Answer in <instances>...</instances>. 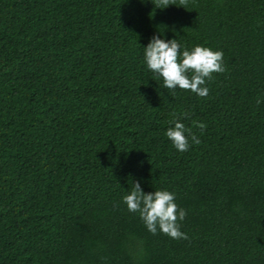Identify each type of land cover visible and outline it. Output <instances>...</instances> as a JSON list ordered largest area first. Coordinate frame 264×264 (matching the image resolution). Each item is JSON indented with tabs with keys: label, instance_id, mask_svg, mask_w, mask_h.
I'll use <instances>...</instances> for the list:
<instances>
[{
	"label": "trees",
	"instance_id": "16d2710c",
	"mask_svg": "<svg viewBox=\"0 0 264 264\" xmlns=\"http://www.w3.org/2000/svg\"><path fill=\"white\" fill-rule=\"evenodd\" d=\"M154 36L223 52L207 98L147 68ZM136 182L188 240L127 210ZM0 264H264V0H0Z\"/></svg>",
	"mask_w": 264,
	"mask_h": 264
},
{
	"label": "clouds",
	"instance_id": "9594fccd",
	"mask_svg": "<svg viewBox=\"0 0 264 264\" xmlns=\"http://www.w3.org/2000/svg\"><path fill=\"white\" fill-rule=\"evenodd\" d=\"M152 2L157 8L165 9L170 5H176L177 0ZM189 3L190 0H179V5L183 8H187ZM144 61L157 78L163 79V86L173 94L178 88L182 91H191L200 98L209 96L210 89L206 85L214 79V74H223L227 71L222 51H214L199 45L189 51L186 47L182 49L179 41L174 39L166 42L159 36H154L144 48ZM260 103L261 100L258 98L257 104ZM169 123L174 127L168 128L166 136L179 152H187L190 149L189 137L192 143H201L192 129L186 128L184 123L175 118ZM193 123L201 132L206 130L205 124ZM123 203L129 212L139 214L151 234L162 233L177 241L189 239L188 235L181 231V222L186 219L188 213L176 203L173 192L156 190L146 194L140 183L136 182L130 193L123 197Z\"/></svg>",
	"mask_w": 264,
	"mask_h": 264
}]
</instances>
